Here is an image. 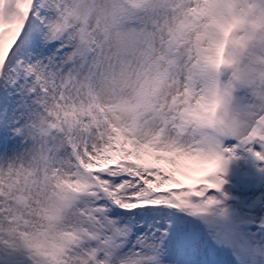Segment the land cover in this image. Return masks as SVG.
Returning <instances> with one entry per match:
<instances>
[{"label":"snow or ice","instance_id":"obj_1","mask_svg":"<svg viewBox=\"0 0 264 264\" xmlns=\"http://www.w3.org/2000/svg\"><path fill=\"white\" fill-rule=\"evenodd\" d=\"M46 7L44 0H0V26L12 25L0 33V264H199L202 249L182 225H167L165 208L216 204L234 159L264 165V122L253 121L211 160L199 147L161 150L158 139L105 141L99 124L85 127L68 107L66 97L79 96L83 85L61 87L65 74L75 71L86 83L87 69L73 67L63 41L48 42L45 24L54 16ZM178 77L167 93L140 102L165 124L193 111L184 95L188 77L182 70ZM56 175L66 183L56 185L48 223L34 227L32 210Z\"/></svg>","mask_w":264,"mask_h":264},{"label":"clouds","instance_id":"obj_2","mask_svg":"<svg viewBox=\"0 0 264 264\" xmlns=\"http://www.w3.org/2000/svg\"><path fill=\"white\" fill-rule=\"evenodd\" d=\"M44 3L54 16L45 24L48 42L63 41L72 49L73 67L87 69L86 83L75 71L65 74L61 87L83 85L79 96L66 97L68 107L75 108L85 127L99 124L105 141L117 135L143 146L158 139L161 150L199 147L211 160L253 121L264 122V0ZM11 27L5 23L0 33ZM84 47L92 50L87 59L79 55ZM181 70L188 77L184 95L193 111L185 109L178 120L165 124L158 110L140 102L167 93ZM52 103L65 111L56 99ZM64 183L66 178L56 175L48 198L33 208L34 227L48 223L56 185Z\"/></svg>","mask_w":264,"mask_h":264},{"label":"rangeland","instance_id":"obj_3","mask_svg":"<svg viewBox=\"0 0 264 264\" xmlns=\"http://www.w3.org/2000/svg\"><path fill=\"white\" fill-rule=\"evenodd\" d=\"M258 182L259 179L255 177L251 184L258 185ZM253 195L246 197V203L249 204L252 201ZM237 207L236 205H219L212 217L204 221L187 222L186 220H177L174 222L168 219L167 225L171 224L173 226L175 223H179L186 227L187 232L192 237L195 231H200V239L196 240L194 238V240L203 251V259L208 257L207 246L216 243L217 246L226 245L227 250L224 255L230 261L233 258V254H236L239 258H243L245 264H263L264 238L259 239L253 236L251 232L242 227V220L246 215H242L244 211L237 209ZM217 228H220V230H217ZM250 238L251 240H249ZM203 259L199 261V264H205Z\"/></svg>","mask_w":264,"mask_h":264}]
</instances>
